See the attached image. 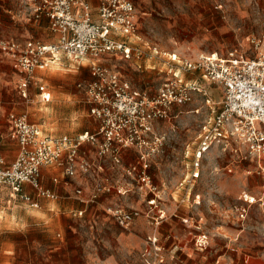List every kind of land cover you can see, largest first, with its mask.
I'll return each instance as SVG.
<instances>
[{
  "label": "rangeland",
  "instance_id": "1",
  "mask_svg": "<svg viewBox=\"0 0 264 264\" xmlns=\"http://www.w3.org/2000/svg\"><path fill=\"white\" fill-rule=\"evenodd\" d=\"M131 2L136 30L126 38L140 53L134 50L129 59L105 54L99 62L151 95L182 61L207 52L225 55L235 48L250 56L248 41L264 38V0ZM47 25V21L26 24L22 14L12 17L0 10V36L6 39L50 41ZM172 53L179 62L171 61ZM0 55L5 60L0 62V112L5 118L9 111L26 113L44 133L55 136L91 126L81 87L91 78L87 60L59 56L33 73L42 80L32 82L24 98L17 88L22 74ZM181 75L205 94L172 106L168 117L156 120L155 132L164 139L150 154L146 168L155 190L151 192L134 174H125L140 160L130 148L121 152L120 165L96 157L103 167L74 176L81 180V193L72 191L69 201L77 206H67V200L61 203L50 184L46 188L58 197H39L37 208L20 200L7 202L6 192L0 194L3 264H244L251 257L264 258V195L258 173L264 155L252 158L234 142L226 151L214 144L199 160L198 176L192 178L202 124L218 111L224 89L205 80L199 70L184 69ZM38 84L50 91L49 101L40 98ZM10 137L11 133L5 139ZM44 167L49 168L41 171L46 177L52 168ZM154 195L159 198L149 203ZM108 206L136 211L137 216L121 226L106 212ZM201 236L203 247L197 243ZM150 238L156 239L155 246ZM174 242L185 245L186 253L171 254Z\"/></svg>",
  "mask_w": 264,
  "mask_h": 264
},
{
  "label": "built area",
  "instance_id": "2",
  "mask_svg": "<svg viewBox=\"0 0 264 264\" xmlns=\"http://www.w3.org/2000/svg\"><path fill=\"white\" fill-rule=\"evenodd\" d=\"M20 4L26 19L33 22L45 19L54 38L46 42L0 38V52L25 75L19 87L24 90L34 72L46 69L61 55L87 60L91 78L79 86L84 89L88 113L97 127L95 131L83 130L73 137L52 136L44 134L26 113L11 112L8 122L18 152L6 164L0 151V191L7 193L9 202L20 200L37 208L38 201L26 187L37 197H57L41 187L40 170L44 166L61 165L66 177L90 174L93 164L82 151L84 145L93 146L99 159H107L113 165H120L122 151L134 148L140 158L139 165L129 166L125 174H134L141 184L154 191L146 169L147 159L158 151L164 139L155 132L154 122L168 117L172 106L205 94L196 82L183 80L184 69L199 70L205 80L224 89L218 111L209 123L202 124L191 177L198 176L199 160L214 144L226 151L233 148L234 142L252 158L264 155V38L248 41L250 56L235 48L225 55L207 52L198 54L195 60L182 61L151 95L147 90L134 88L99 62L105 54L129 59L134 50L137 55L140 53L126 38L136 30L131 0H98L95 7L88 0H20ZM169 57L179 62L176 53ZM39 89L41 98L48 101L49 93L42 86ZM258 173L264 195V165L258 164ZM75 192L81 193V189ZM156 198L159 196L154 195L149 203ZM106 212L121 226L137 216L136 211L113 206H108ZM149 241L155 246V238ZM197 243L203 247L205 237L201 236ZM154 249L157 252L159 247Z\"/></svg>",
  "mask_w": 264,
  "mask_h": 264
},
{
  "label": "crops",
  "instance_id": "3",
  "mask_svg": "<svg viewBox=\"0 0 264 264\" xmlns=\"http://www.w3.org/2000/svg\"><path fill=\"white\" fill-rule=\"evenodd\" d=\"M0 1L2 2L1 3L2 6L0 7L1 12H5V13H8V14H11L12 17L13 16L19 17V15L22 14V19H23V21L26 24H39L42 21H46L45 19H42L38 23V22H33V21H30V20L26 19V17L24 16L23 12L21 13L22 6L20 4V0H0ZM88 1L92 5V7L93 6H96L97 3H98V0H88ZM0 38H3V37L0 36ZM53 38L54 37L51 35V39H53ZM26 39H33V38H26ZM26 39H24V40H26ZM0 62H5V60L2 58L1 55H0ZM40 71L41 70H37V72H40ZM24 78H25V75L22 74V76L20 78V81L18 83V87L17 88H18L19 93L21 94V96L24 97V98H26L28 96V88H29L30 84L32 82H34V81H38L40 83L42 79H41V75H39V74L34 75L33 74L29 78V82L27 84V87L24 90H22L19 86L22 83V81H23ZM79 85L80 84H78V86ZM40 86L43 87V91L45 93H49V99H50V91H48L45 88L44 85L38 84L36 86V88H37V90L39 92L40 98H41V94H42V91H40V89H39ZM58 100H60V99H58ZM11 112H13V111H9L7 113L6 118L4 117L3 113L0 112V151H1V154L3 156L4 162L6 164H9L15 158V156H16V154L18 152V144H17L16 140L14 138H12V137H10L11 139H8V140L5 139L6 136L10 135V129L11 128H10V125H9V122H8V115ZM15 113H17V112H15ZM87 113H88V111H87ZM88 116L91 118V126L89 128H87V129H83V130L95 131L96 130V127H97L96 121L89 115V113H88ZM157 122L158 121H155L154 122V125L155 126H156L155 123H157ZM79 130H80L79 128L78 129L75 128L74 129V132H76L75 134H63V135H67V136L73 137V136H75L78 133H80V132L83 131V130H81V131H79ZM41 131H42V129H41ZM44 134H46V133H44ZM48 135H50V134H48ZM52 136H55V135H52ZM59 136H61V135H59ZM229 150H232V149H229ZM82 151L85 152V154L91 159L92 164H93V168H97L99 170L101 167H103L104 164H100L99 161H97L95 159L97 156L95 154V151L93 149V146L84 145L82 147ZM49 167L52 168V169L48 171L49 173H48V175L46 177H44L42 175L41 171L44 170V169H47L48 170L49 168L42 167L41 170H40V184H41V187L43 189L49 190L48 188H46V186H48L50 184V186L53 189L57 190V192L59 193V198L62 199V202L61 203L64 204L65 200H67L66 201V205L67 206H70V207L77 206L78 205L77 202L69 201V199H70V197H71V195L73 193L72 191H75L76 189H81V186L78 185L79 184L78 181H81V180L75 179V177H66L63 174V168H62L61 165L55 164V165H51ZM78 176H84V175H80L79 174ZM26 190H27V192L32 197H34V199L36 198V200H37L39 198V197H37L35 195V193H34V191L32 189L26 187ZM84 191H85V194L87 195V193L90 191V188L86 186V188H84ZM50 192H53V191H50ZM3 193H5V191L1 190L0 191V194H3ZM5 194L7 196V193H5ZM188 194H189V192H186V200H187ZM56 196H57V194H56ZM7 202H9V201H7ZM1 213H2V211L0 210V264H3V257H4V250H3V247H2V227H3V220H2V214ZM12 223H13V221H12ZM172 245H173V247L172 248L170 247L171 248V250H170L171 254H173L174 252H176L178 255H181L182 253H186L185 250H184L185 245H183L182 243H180V242L175 243L174 242ZM244 264H264V258L263 257H251L250 262H248L247 260H245L244 261Z\"/></svg>",
  "mask_w": 264,
  "mask_h": 264
}]
</instances>
